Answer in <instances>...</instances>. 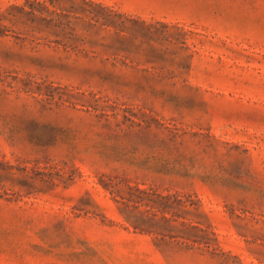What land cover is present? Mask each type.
Masks as SVG:
<instances>
[{"label": "rangeland", "instance_id": "1", "mask_svg": "<svg viewBox=\"0 0 264 264\" xmlns=\"http://www.w3.org/2000/svg\"><path fill=\"white\" fill-rule=\"evenodd\" d=\"M180 2L0 0V264H264V0Z\"/></svg>", "mask_w": 264, "mask_h": 264}, {"label": "crops", "instance_id": "2", "mask_svg": "<svg viewBox=\"0 0 264 264\" xmlns=\"http://www.w3.org/2000/svg\"><path fill=\"white\" fill-rule=\"evenodd\" d=\"M140 19L168 20L171 12L182 10L180 0H97ZM175 7V8H173Z\"/></svg>", "mask_w": 264, "mask_h": 264}, {"label": "trees", "instance_id": "3", "mask_svg": "<svg viewBox=\"0 0 264 264\" xmlns=\"http://www.w3.org/2000/svg\"><path fill=\"white\" fill-rule=\"evenodd\" d=\"M122 15H127L126 13H122Z\"/></svg>", "mask_w": 264, "mask_h": 264}]
</instances>
